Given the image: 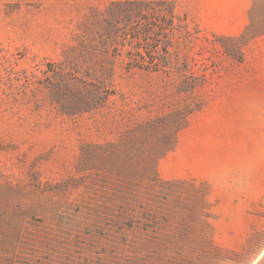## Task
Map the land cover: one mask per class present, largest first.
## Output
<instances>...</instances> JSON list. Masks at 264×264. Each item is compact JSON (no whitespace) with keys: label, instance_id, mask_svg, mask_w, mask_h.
<instances>
[{"label":"rangeland","instance_id":"374dc122","mask_svg":"<svg viewBox=\"0 0 264 264\" xmlns=\"http://www.w3.org/2000/svg\"><path fill=\"white\" fill-rule=\"evenodd\" d=\"M111 1L0 0V264H264V0H171L193 89Z\"/></svg>","mask_w":264,"mask_h":264},{"label":"trees","instance_id":"16d2710c","mask_svg":"<svg viewBox=\"0 0 264 264\" xmlns=\"http://www.w3.org/2000/svg\"><path fill=\"white\" fill-rule=\"evenodd\" d=\"M105 12L104 35L114 44V53L123 55L126 68L149 73L182 69L189 89L205 82V76L192 71L189 57L181 55L191 33L171 0H116Z\"/></svg>","mask_w":264,"mask_h":264}]
</instances>
